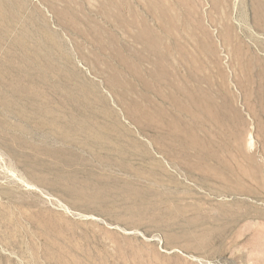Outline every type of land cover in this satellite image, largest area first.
Masks as SVG:
<instances>
[{
    "label": "bare ground",
    "instance_id": "bare-ground-1",
    "mask_svg": "<svg viewBox=\"0 0 264 264\" xmlns=\"http://www.w3.org/2000/svg\"><path fill=\"white\" fill-rule=\"evenodd\" d=\"M47 1L73 29L86 26L100 48L82 51V55L93 61L96 69L105 67L110 85L120 88L118 102L127 116L151 134L158 153L171 159L167 163L162 155L155 156L122 121L100 86L83 77L72 51L51 29L40 8H33L42 20L37 26L33 12L23 18L29 3L0 0V41L16 32L14 48L9 52L19 83L15 96L27 91L21 83L29 75L33 85L28 106L39 117H46L45 124L60 138L79 136V144L105 166L104 173L99 174L106 178L104 181L90 178V201L114 206L123 201L124 216H119V221L145 226L148 232L163 230L166 246L185 240L195 242L200 249L224 252L228 244L239 245L241 237L246 236L244 230L256 236L264 234V226L256 222V218H264L263 205L242 198L264 194V152L259 155L251 137L246 148L242 136L234 130L238 111L231 89V78L244 86V77L251 98L260 82L263 93L259 103L264 113V40L238 31L233 0H211L213 13L203 0H136L155 23L132 0H85L103 19L129 34L134 42L131 45L103 21L86 15L87 6L80 1ZM252 1L255 25L264 32V0ZM215 25H220L223 44L216 40L212 30ZM33 55L39 61L34 73L26 71L28 62H34ZM116 60L119 63H114ZM233 68L236 72L230 73ZM49 82L62 99L57 108L38 103L43 98L38 88ZM259 121L262 125L261 118ZM190 178L197 181L202 194L188 183ZM70 237L76 242L71 251L84 257L75 255L66 260L60 245L58 254H50L55 264H169L154 241L151 245H133L129 238L122 239L124 243L116 234L105 231L93 237L74 232ZM91 239L97 245L93 251L86 248L91 246ZM107 239L113 242V250L99 249ZM255 259L254 264L264 262Z\"/></svg>",
    "mask_w": 264,
    "mask_h": 264
},
{
    "label": "rangeland",
    "instance_id": "rangeland-1",
    "mask_svg": "<svg viewBox=\"0 0 264 264\" xmlns=\"http://www.w3.org/2000/svg\"><path fill=\"white\" fill-rule=\"evenodd\" d=\"M24 1L29 3L23 15L24 20L33 12L36 16V25L41 24L40 17L36 12L40 8L41 11H38L42 12L41 15L47 16L46 18L51 23V29L58 32L65 46L72 51L75 57L74 64L81 71L83 77H87V80L100 86L112 107L119 111L122 121L135 133L136 137L147 143L155 156L158 154L157 156L160 157L162 154L158 153L153 145L151 134L143 132L119 104L117 92L120 88L110 85L105 67L100 65V69H96L93 61L87 60L82 55V51L89 53L98 51L100 48L86 32V26L82 24L79 29H73L66 19L56 13L52 3L47 0ZM78 1L87 6L86 15L103 21L119 37L128 41L125 43L130 45L134 43L132 39L128 38L131 36L125 34L113 21L107 20L106 17L103 19L96 7H91L85 0ZM132 1L135 2L137 9H140L151 22L155 23V18L142 3H138L136 0ZM203 1L206 9L213 13L212 1ZM92 2L96 1L92 0ZM254 5L252 0H233L234 24L240 33L264 40V32L255 25ZM21 22L20 24L23 25V20ZM20 24L19 27H21ZM212 30L217 34L218 43L223 44L220 25L213 26ZM12 33L5 40L0 41V264H55L54 257L50 254L57 251L56 254H58L60 245L63 248L61 255L64 259L72 260L75 255L84 257L79 252L71 251L72 243L74 247L76 244L70 237L72 233L88 234L89 237H93V234L100 236L102 231L116 234L119 240L127 241L129 238L133 245L145 246L155 242L157 250L168 259L166 263L169 264H254L257 257L264 261L263 233H257L256 236L254 233L244 230L243 234L246 236L241 237L239 245L228 244L224 252L214 253L207 249H200L195 242L194 244L190 242V244L185 240L166 246L163 243L165 239L163 230L148 232L145 226H130L119 221L118 217L124 216L123 201L116 203L115 206L110 203L98 205L90 201L89 195L92 193V189L89 188L90 178L96 177L104 181L106 178L100 175L104 173L105 166H101L102 164L89 149H84L79 144V136H75L73 139L60 138L50 125L45 124L46 117H39L38 113L28 106L27 97L30 85H33L29 82V75L25 76L21 83L27 91L20 93V97L15 96L19 83L17 82L16 65H12L13 55L9 53L11 48H14L13 40L16 35V32ZM31 59L34 62H28L26 71L34 73L39 61L36 60L35 55ZM114 63H119V61L116 60ZM231 71L236 72L234 68L230 70V73ZM128 77L131 78L130 75ZM35 78L41 80L38 75ZM241 79L244 86L231 78V89L238 111V115L233 120V127L235 131L237 130V134L242 136V143L246 148H248L250 137L253 138L255 148L260 155L264 152V113L259 103L263 92L259 82L256 94L251 98L248 97L245 89L247 81L244 77ZM38 93L43 96L38 101L40 105H45L47 102V105L57 108L60 100L62 101L51 88L50 82L45 83L43 88H38ZM72 108L67 110L71 111ZM102 118L98 117L100 121L104 122L105 120ZM259 118L262 119V125ZM162 156L166 162H171L170 158ZM261 159L264 157L262 156ZM187 181L196 187L194 189L199 195L202 194L203 190L195 184L196 180L190 178ZM242 196L239 197L250 198L259 206L263 205L264 207V194L261 192L250 197L249 195ZM256 222H259V226H264V218L258 217ZM261 230L263 231V229ZM130 241L128 240V242ZM92 242L94 243L92 244ZM123 242L125 243V241ZM113 246V242L107 239L106 242L100 243L98 248L105 247L113 250ZM86 248H92L91 251L95 250L97 248L96 240L92 241L91 239V246ZM72 250L74 249L72 248Z\"/></svg>",
    "mask_w": 264,
    "mask_h": 264
}]
</instances>
